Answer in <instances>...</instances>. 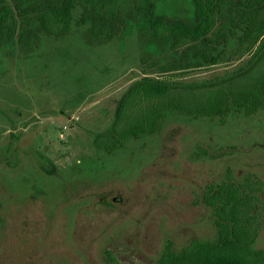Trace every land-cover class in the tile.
Returning a JSON list of instances; mask_svg holds the SVG:
<instances>
[{
  "label": "rangeland",
  "instance_id": "obj_1",
  "mask_svg": "<svg viewBox=\"0 0 264 264\" xmlns=\"http://www.w3.org/2000/svg\"><path fill=\"white\" fill-rule=\"evenodd\" d=\"M172 10L184 16L188 6ZM141 77L133 40L99 49L69 40L28 58L0 52V264H155L166 240L179 251L213 238L206 185L228 170L264 183V111L224 125L175 119L114 156L94 151L93 136Z\"/></svg>",
  "mask_w": 264,
  "mask_h": 264
},
{
  "label": "trees",
  "instance_id": "obj_2",
  "mask_svg": "<svg viewBox=\"0 0 264 264\" xmlns=\"http://www.w3.org/2000/svg\"><path fill=\"white\" fill-rule=\"evenodd\" d=\"M182 1L184 16L172 10ZM69 40L89 49L135 42L142 77L118 98L110 127L92 138L108 157L175 119L224 125L264 111V0H0V52L28 58ZM219 68L201 83L184 81ZM200 201L211 211L213 238L179 251L166 240L155 264H264V249L254 248L262 181L228 170Z\"/></svg>",
  "mask_w": 264,
  "mask_h": 264
}]
</instances>
